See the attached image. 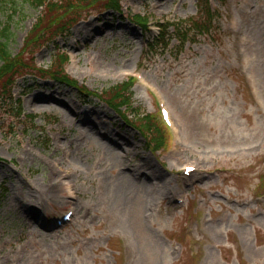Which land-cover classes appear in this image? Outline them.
Here are the masks:
<instances>
[{
    "label": "rangeland",
    "instance_id": "374dc122",
    "mask_svg": "<svg viewBox=\"0 0 264 264\" xmlns=\"http://www.w3.org/2000/svg\"><path fill=\"white\" fill-rule=\"evenodd\" d=\"M16 1L12 56L27 65L37 55L47 68L51 47L39 49L54 26L28 44L39 11ZM197 2L123 0L120 16L98 13L102 0L80 11L97 17L58 41L71 55L68 74L93 92L140 72L148 86H135V106L156 113L162 93L182 133L177 149L172 139L155 155L105 101L18 74L14 104L21 97L24 115L36 118L25 129L19 108H0V264H264V0L214 2L212 36L150 53L148 33L129 20H185ZM0 10L8 22L13 14ZM187 165L199 171L177 206ZM72 207V224L47 231Z\"/></svg>",
    "mask_w": 264,
    "mask_h": 264
},
{
    "label": "trees",
    "instance_id": "16d2710c",
    "mask_svg": "<svg viewBox=\"0 0 264 264\" xmlns=\"http://www.w3.org/2000/svg\"><path fill=\"white\" fill-rule=\"evenodd\" d=\"M99 1L100 0H23L22 4L24 6H29L34 10H38L40 15L37 23L35 22L36 24H34L31 32H29V35L27 36V43L33 45L37 42V40L39 41V39L44 40L46 38V32L52 28V26L54 27L50 31L54 32L53 37L57 36V34L67 32L68 29L81 18L80 11L83 6H88L92 3L97 4ZM19 4L20 3L16 0H0V7H2V11L4 10L6 13L13 14V16H9L7 19L8 22L5 23L4 21H0V61L3 63L0 68L1 101H7V98L10 97V89L16 81L15 77L18 74H21V71L26 70L28 73L33 74V70L30 69L21 58L18 59L20 55L18 57H13L10 49L14 37L13 18L19 13L21 6ZM99 4L100 3L97 5ZM118 5L119 1L116 0V2H113V4L108 6L110 8L119 9ZM61 10H64L65 13L62 16L59 14ZM70 14L71 17H69ZM23 18L24 17H22V19ZM192 26L201 32H209L211 20H206L203 16H201L198 21H192ZM47 40H45V42ZM64 62L65 59L60 63V65H57L56 63L49 71L41 70L40 72L48 75L49 78L57 82L77 88L81 94H92L86 88L80 87L76 81L66 75L63 70ZM132 95L133 94L130 92V89H127L124 85L115 86L100 94L101 98L105 102L109 103L113 108L117 109L118 112H121L120 106L133 107ZM136 117L137 120H135V128L141 135H146L148 146L150 148H152V146L159 147L166 144V136L162 130L160 120L157 117H146L140 113Z\"/></svg>",
    "mask_w": 264,
    "mask_h": 264
}]
</instances>
